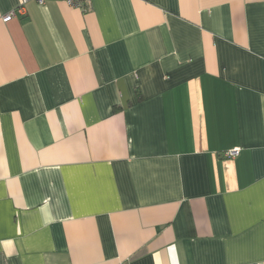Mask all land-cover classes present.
I'll list each match as a JSON object with an SVG mask.
<instances>
[{
	"label": "crops",
	"instance_id": "crops-1",
	"mask_svg": "<svg viewBox=\"0 0 264 264\" xmlns=\"http://www.w3.org/2000/svg\"><path fill=\"white\" fill-rule=\"evenodd\" d=\"M19 2L0 264H264V0Z\"/></svg>",
	"mask_w": 264,
	"mask_h": 264
},
{
	"label": "built area",
	"instance_id": "built-area-1",
	"mask_svg": "<svg viewBox=\"0 0 264 264\" xmlns=\"http://www.w3.org/2000/svg\"><path fill=\"white\" fill-rule=\"evenodd\" d=\"M50 1H63L71 7H81V8H85L86 4H88L90 2V0H20L18 6L15 9H13L9 14H7L3 17V21L5 23H9L14 18H20L22 16H25L26 7H27L28 3H30V2H36L38 5L43 6L47 2H50ZM239 151H240V149H235L231 152H228L227 156L228 157H234V156L238 155Z\"/></svg>",
	"mask_w": 264,
	"mask_h": 264
}]
</instances>
